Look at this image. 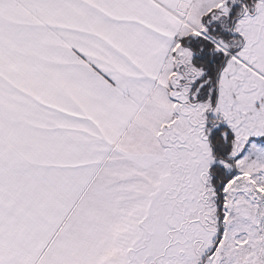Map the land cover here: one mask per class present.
Returning a JSON list of instances; mask_svg holds the SVG:
<instances>
[{"label":"snow or ice","instance_id":"6c2138e0","mask_svg":"<svg viewBox=\"0 0 264 264\" xmlns=\"http://www.w3.org/2000/svg\"><path fill=\"white\" fill-rule=\"evenodd\" d=\"M0 264H264V0H0Z\"/></svg>","mask_w":264,"mask_h":264}]
</instances>
